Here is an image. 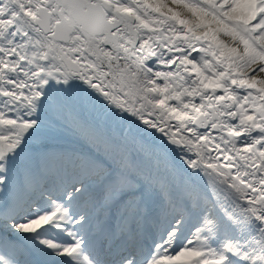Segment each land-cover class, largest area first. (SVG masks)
<instances>
[{
    "label": "snow or ice",
    "instance_id": "6c2138e0",
    "mask_svg": "<svg viewBox=\"0 0 264 264\" xmlns=\"http://www.w3.org/2000/svg\"><path fill=\"white\" fill-rule=\"evenodd\" d=\"M0 264H264V0H0Z\"/></svg>",
    "mask_w": 264,
    "mask_h": 264
}]
</instances>
